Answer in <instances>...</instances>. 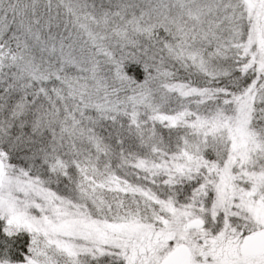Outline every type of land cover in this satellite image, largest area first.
<instances>
[{
  "label": "snow or ice",
  "instance_id": "6c2138e0",
  "mask_svg": "<svg viewBox=\"0 0 264 264\" xmlns=\"http://www.w3.org/2000/svg\"><path fill=\"white\" fill-rule=\"evenodd\" d=\"M0 264H264V0H0Z\"/></svg>",
  "mask_w": 264,
  "mask_h": 264
},
{
  "label": "trees",
  "instance_id": "16d2710c",
  "mask_svg": "<svg viewBox=\"0 0 264 264\" xmlns=\"http://www.w3.org/2000/svg\"><path fill=\"white\" fill-rule=\"evenodd\" d=\"M124 72L137 81H140L144 78V71L142 66L132 61H128L125 63Z\"/></svg>",
  "mask_w": 264,
  "mask_h": 264
}]
</instances>
